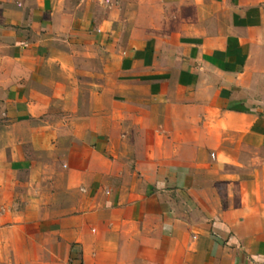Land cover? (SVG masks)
I'll return each instance as SVG.
<instances>
[{"label": "crops", "instance_id": "obj_1", "mask_svg": "<svg viewBox=\"0 0 264 264\" xmlns=\"http://www.w3.org/2000/svg\"><path fill=\"white\" fill-rule=\"evenodd\" d=\"M0 264H264V0H0Z\"/></svg>", "mask_w": 264, "mask_h": 264}]
</instances>
